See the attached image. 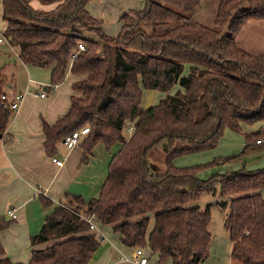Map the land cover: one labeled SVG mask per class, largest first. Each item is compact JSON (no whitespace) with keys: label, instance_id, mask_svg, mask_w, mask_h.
<instances>
[{"label":"trees","instance_id":"obj_1","mask_svg":"<svg viewBox=\"0 0 264 264\" xmlns=\"http://www.w3.org/2000/svg\"><path fill=\"white\" fill-rule=\"evenodd\" d=\"M32 1L3 0L11 46L26 64L51 68L53 86L69 72L83 77L74 84L69 112L55 125H44L48 155H57L58 144L85 127L90 132L82 140V163L99 143L108 149L121 143L122 149L98 199L86 203L66 195L31 237L29 262L12 261L0 239V264H89L101 244L99 233L82 219L91 214L112 227L126 247H148L158 264H202L213 242L211 209L195 204L217 187L231 198L219 205L226 211L232 264H264V168L201 177L264 152V141L257 143L264 139V53H252L233 38L250 22H264V0L222 1L216 29L188 17L202 0H146L143 10L121 16L116 37L89 12L92 0H35L57 3L50 11L35 9ZM80 43L85 50L78 52ZM8 85L0 71V138L13 114L2 99ZM146 91L168 96L144 108ZM244 124L250 132L239 153L202 165H176L177 158L216 149L226 131L243 134ZM164 142L171 152L165 171L157 172L148 157ZM40 200L52 205L43 196ZM13 221L0 215V233Z\"/></svg>","mask_w":264,"mask_h":264},{"label":"crops","instance_id":"obj_2","mask_svg":"<svg viewBox=\"0 0 264 264\" xmlns=\"http://www.w3.org/2000/svg\"><path fill=\"white\" fill-rule=\"evenodd\" d=\"M31 5L35 9L50 11L56 8L57 3L44 6L34 0ZM145 5L146 0H92L88 4V10L94 18L103 21L102 27L108 35L116 37L121 31V16L131 11L143 10ZM8 45L16 54L18 65L11 78L1 71L8 79L6 94L9 101L17 94L24 95V100L12 114L4 138H0V215L11 220L7 211L14 209L17 214L11 226L0 233V239L12 261L27 263L31 258V237L39 234L46 218L66 195L80 196L86 203L100 197L109 175L110 163L122 149V144H115L109 149L102 143L97 144L89 162L84 164L81 145L84 136L72 149H68L63 141L58 144L55 157L61 158L64 165L58 167L52 161L54 156L48 155L46 151L44 125H55L69 112L72 98L76 95L74 84L83 77L69 72L62 83L53 86L51 68L26 64L18 56L19 50L10 43ZM176 91L174 89L172 94ZM42 94L45 97H41ZM167 96L168 94L156 91H146L142 105L148 108ZM242 128L250 129L246 124ZM246 144L247 140L244 139L239 145L240 151ZM262 160L264 161V152L250 156L247 166L246 162L231 164L233 166L225 172L239 170L244 166L250 170L261 169ZM254 163L259 164L255 167L252 166ZM41 196L49 199L52 205L45 207L40 200ZM152 223L153 221L150 233L154 228ZM97 225L101 244L89 264H135L131 261L135 248L126 247L112 227L99 223ZM209 230L211 231L210 227ZM228 238L230 240V236ZM223 242L225 246V239ZM231 249L230 244V253ZM146 253L150 258L148 264H158L157 255L151 251V254ZM226 255L225 249L221 252V247L215 248L212 242L209 258L202 264H226ZM126 258L130 261H126Z\"/></svg>","mask_w":264,"mask_h":264},{"label":"rangeland","instance_id":"obj_3","mask_svg":"<svg viewBox=\"0 0 264 264\" xmlns=\"http://www.w3.org/2000/svg\"><path fill=\"white\" fill-rule=\"evenodd\" d=\"M222 1L224 0H202L199 10L196 13L188 15L190 21L198 22L208 27L216 29L217 26L215 21H216L217 11ZM221 32L222 34H224L226 33V30L221 29ZM0 33H2L3 35H5L6 33V22L3 16V0H0ZM84 35L86 37L97 39V36L92 33L85 32ZM233 38L236 39V41L241 47L247 49L252 53L255 54L264 53V22L261 21L250 22L238 35H234ZM18 56L20 55L18 54ZM16 61H17V56L14 53V51L9 47L8 43L0 44V71H2L3 74L4 73L9 74L10 75L9 77L11 78V75L16 73L15 69L18 65ZM256 127L260 128L261 124L256 125ZM249 132L250 130H244V129H243V134L226 131L216 149L177 158L175 163L179 167L202 165V164L210 163L216 158L227 157L232 154H237L240 152L239 145L242 142H244V139H246V134ZM120 145L121 144H119V146ZM180 146L181 145H178V147ZM167 157L168 154H166L163 151L162 146H157L154 149H152L148 159L150 161V164H154L160 169L159 172H164ZM249 158L250 157L242 161L244 163L246 162V166H247V160ZM262 161L260 162L261 165L260 167L264 168V161L263 162ZM258 164L254 163L252 166L255 165L258 166ZM231 166L233 165L221 166L218 167L216 170L211 169L209 171L203 172L201 177L205 178L206 176H209L214 172H225V170H228V168ZM263 196H264V191H263ZM230 199L231 198L229 197L222 196L221 187H217V191L215 193H205L200 199V201L195 204L201 210H205L206 208L210 207L211 209L210 232L213 236L214 247L215 248L221 247V252L223 249L226 250V254H228L225 256L227 260L226 264H231V258H229L231 243L230 240H228L229 232L225 228V223H224L226 211L223 210V208L220 207L219 204L229 201ZM152 224L154 226V221ZM149 227H151V224ZM224 239H225V243H227L225 244V246H223ZM226 240H228V242ZM144 249L149 254H151L150 249L148 247H144ZM165 264H171V261L167 260Z\"/></svg>","mask_w":264,"mask_h":264},{"label":"built area","instance_id":"obj_4","mask_svg":"<svg viewBox=\"0 0 264 264\" xmlns=\"http://www.w3.org/2000/svg\"><path fill=\"white\" fill-rule=\"evenodd\" d=\"M4 43H8L9 44V41L6 38L5 35L0 33V44H4ZM84 50H85L84 44L80 43L78 52H81V51H84ZM74 59H77L76 55L74 56ZM41 97H45V94H42ZM2 99L4 101H9L7 94H4L2 96ZM23 100H24V95L17 94L12 101H9L8 107L11 110L12 113L16 112L20 108L21 103L23 102ZM262 125L264 127V121H263ZM133 130H134V127L131 126L129 128V135L132 134ZM89 132H90L89 127H85V128L80 129V130H77V131H75L74 133H72L71 135H69V136H67L65 138L64 144L66 145V147L68 149H72V148L77 146V144H78L79 140L81 139V137L89 134ZM263 141H264V139H259L257 141V143L261 144ZM52 161L58 167H62L64 165V161L61 158H57V157L54 156L52 158ZM7 214L12 219H16L17 218V214H16V211L14 209H9L7 211ZM82 219L84 221H86L90 225V228L93 231H97L98 221H97L96 215L91 214V215H87V216H82ZM149 260H150L149 255L146 253V250L144 248L138 247V248L134 249L133 258L131 259V261H133L135 264H148ZM126 261H130V259L126 258Z\"/></svg>","mask_w":264,"mask_h":264},{"label":"water","instance_id":"obj_5","mask_svg":"<svg viewBox=\"0 0 264 264\" xmlns=\"http://www.w3.org/2000/svg\"><path fill=\"white\" fill-rule=\"evenodd\" d=\"M162 149L163 151L166 153V154H169L171 152V149H170V146L167 142H164L162 145ZM151 168L154 170V171H159L160 169L154 165V164H151Z\"/></svg>","mask_w":264,"mask_h":264}]
</instances>
